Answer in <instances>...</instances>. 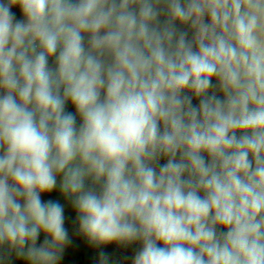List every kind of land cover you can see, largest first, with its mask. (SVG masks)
Segmentation results:
<instances>
[{
  "label": "clouds",
  "instance_id": "1",
  "mask_svg": "<svg viewBox=\"0 0 264 264\" xmlns=\"http://www.w3.org/2000/svg\"><path fill=\"white\" fill-rule=\"evenodd\" d=\"M56 189L132 264H264V0H0V264H61Z\"/></svg>",
  "mask_w": 264,
  "mask_h": 264
},
{
  "label": "rangeland",
  "instance_id": "2",
  "mask_svg": "<svg viewBox=\"0 0 264 264\" xmlns=\"http://www.w3.org/2000/svg\"><path fill=\"white\" fill-rule=\"evenodd\" d=\"M14 11H17V16L19 18V11L15 9ZM193 102L198 103V101L195 99ZM68 110L74 111L71 105L68 106ZM164 162L165 161L163 159L160 161V163ZM42 199L58 200L65 207V227L69 231V234L72 238V243L65 249L61 264H78L81 255L87 251L91 252L97 264H99V253L101 251L105 252L109 257V264H132V258L140 247L139 243H135L127 247L117 245L116 243L100 247L91 245L84 237L77 234L76 229L78 225L74 223L76 213L72 208L71 202L60 194L59 189L54 190L50 194H44ZM40 240H43V234L41 235ZM19 261L20 260H14L13 264H19Z\"/></svg>",
  "mask_w": 264,
  "mask_h": 264
},
{
  "label": "trees",
  "instance_id": "3",
  "mask_svg": "<svg viewBox=\"0 0 264 264\" xmlns=\"http://www.w3.org/2000/svg\"><path fill=\"white\" fill-rule=\"evenodd\" d=\"M19 264H23V261H19ZM78 264H97L90 251L83 253L78 261Z\"/></svg>",
  "mask_w": 264,
  "mask_h": 264
}]
</instances>
